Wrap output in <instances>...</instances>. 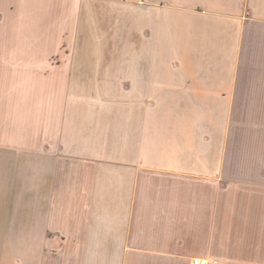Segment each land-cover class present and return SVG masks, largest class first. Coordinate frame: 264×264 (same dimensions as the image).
<instances>
[{"label":"crops","instance_id":"crops-1","mask_svg":"<svg viewBox=\"0 0 264 264\" xmlns=\"http://www.w3.org/2000/svg\"><path fill=\"white\" fill-rule=\"evenodd\" d=\"M264 264V0H0V264Z\"/></svg>","mask_w":264,"mask_h":264},{"label":"built area","instance_id":"built-area-1","mask_svg":"<svg viewBox=\"0 0 264 264\" xmlns=\"http://www.w3.org/2000/svg\"><path fill=\"white\" fill-rule=\"evenodd\" d=\"M191 264H206L200 259H193Z\"/></svg>","mask_w":264,"mask_h":264}]
</instances>
